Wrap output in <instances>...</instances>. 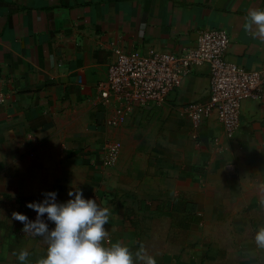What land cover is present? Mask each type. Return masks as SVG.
I'll use <instances>...</instances> for the list:
<instances>
[{"label":"crops","instance_id":"0c3cea01","mask_svg":"<svg viewBox=\"0 0 264 264\" xmlns=\"http://www.w3.org/2000/svg\"><path fill=\"white\" fill-rule=\"evenodd\" d=\"M252 8H264V0H0V91L7 97L0 105V195L41 200L63 181L55 168L85 167L86 155L101 168L107 140L97 139L107 130L109 106L99 89L122 52L178 54L195 44L201 29L223 28L231 35L228 60L260 71L264 82V37L244 28ZM209 88L208 67L195 68L167 104L184 111L206 101ZM192 126L196 148L181 149L184 158L169 161L167 175L190 186L206 175H226L235 188L230 197L250 200L243 207L256 210L252 201L264 196V98L242 103L233 138L216 114ZM94 130L95 137L87 135ZM93 148L101 150L95 159ZM57 192L59 198L62 189ZM201 224L196 218L187 228ZM22 228L18 220H0V264H21L15 255L21 249L31 264L46 255V242ZM194 243L169 244L165 263L184 248L196 260Z\"/></svg>","mask_w":264,"mask_h":264},{"label":"rangeland","instance_id":"374dc122","mask_svg":"<svg viewBox=\"0 0 264 264\" xmlns=\"http://www.w3.org/2000/svg\"><path fill=\"white\" fill-rule=\"evenodd\" d=\"M180 111L171 104H154L135 110L125 121L108 125L107 118L113 114L109 108L107 130L98 133L97 140L121 143L117 163L97 169L86 155L85 167L55 168L63 181L55 182L51 190L62 189L57 198L60 201L69 198L71 188H81L85 197H95L111 210L106 244L120 241L134 252L143 245L148 254L157 258L158 264H264V249L259 252L257 246H252L256 231L264 226V205L260 199L252 201L256 210L244 208V202L250 200L230 197L235 188L229 185L226 175H206L199 184L191 186L181 182L179 176L167 175L168 162L184 158L181 149L196 148L199 142L192 123L183 109ZM87 135L95 137L96 131ZM59 141L51 139V142ZM90 153L95 159L101 150L93 148ZM4 196L0 195V220L4 217L13 220L12 212L22 209L35 219L36 212L26 206L35 199ZM148 206L150 210L146 209ZM196 218L202 223L198 225L201 229L188 230L187 226ZM51 226L54 225L50 223ZM187 240L197 245L196 251L195 245L191 247L198 256L196 260L193 254L185 256L187 248H184L165 263L167 246ZM244 241L249 246L239 245ZM210 254L213 260L205 258Z\"/></svg>","mask_w":264,"mask_h":264},{"label":"built area","instance_id":"2783aa9c","mask_svg":"<svg viewBox=\"0 0 264 264\" xmlns=\"http://www.w3.org/2000/svg\"><path fill=\"white\" fill-rule=\"evenodd\" d=\"M230 45L231 35L226 29L204 28L195 44L178 54L120 53L119 59L109 67L106 86L99 89L104 104L113 110L107 124L125 121L137 109L167 104L192 70L207 66L208 99L189 103L184 111L195 126L216 114L227 137L233 138L239 128L242 103L246 99H263L264 82L260 71L228 60ZM6 101V94L0 91V105ZM120 153L121 143L107 140L101 167L114 166Z\"/></svg>","mask_w":264,"mask_h":264},{"label":"clouds","instance_id":"9594fccd","mask_svg":"<svg viewBox=\"0 0 264 264\" xmlns=\"http://www.w3.org/2000/svg\"><path fill=\"white\" fill-rule=\"evenodd\" d=\"M244 28L253 37H264V8L249 9ZM42 196L26 204L36 212L35 219L20 211L12 212V219L23 223L24 233L40 237L47 244L46 255L36 264H158L143 245L134 252L120 241L106 244L111 210L95 197H85L81 188H71L64 201L57 199L56 190H46ZM259 202L264 205V196ZM254 241L257 248L264 249V226L258 228ZM15 255L21 264H31L27 249Z\"/></svg>","mask_w":264,"mask_h":264},{"label":"trees","instance_id":"16d2710c","mask_svg":"<svg viewBox=\"0 0 264 264\" xmlns=\"http://www.w3.org/2000/svg\"><path fill=\"white\" fill-rule=\"evenodd\" d=\"M146 209H147V210H150V209H151V207H149V206H148V207H146Z\"/></svg>","mask_w":264,"mask_h":264}]
</instances>
